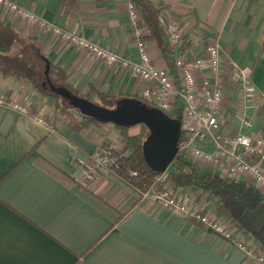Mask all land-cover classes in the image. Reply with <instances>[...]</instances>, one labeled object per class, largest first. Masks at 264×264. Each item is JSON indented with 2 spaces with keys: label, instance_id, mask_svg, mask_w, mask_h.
<instances>
[{
  "label": "crops",
  "instance_id": "0c3cea01",
  "mask_svg": "<svg viewBox=\"0 0 264 264\" xmlns=\"http://www.w3.org/2000/svg\"><path fill=\"white\" fill-rule=\"evenodd\" d=\"M13 1L102 48L138 60L126 18L128 0ZM161 1L163 23L175 19L190 48L201 50L215 39L225 60L252 67L260 100L251 112L253 129L264 131V0ZM0 19L33 39L84 96L91 98L95 89L137 97L145 87L129 71L111 69L1 7ZM145 41L153 63L167 68L155 41ZM0 95L30 105L27 115L0 106V264H260L201 225L137 198L117 176L74 183L75 158L119 141L110 124L89 123L85 130L73 131L53 115L55 99L14 78H0ZM35 116L51 125L37 123ZM178 193L209 209L189 190Z\"/></svg>",
  "mask_w": 264,
  "mask_h": 264
},
{
  "label": "built area",
  "instance_id": "2783aa9c",
  "mask_svg": "<svg viewBox=\"0 0 264 264\" xmlns=\"http://www.w3.org/2000/svg\"><path fill=\"white\" fill-rule=\"evenodd\" d=\"M0 7L89 53L111 69L127 70L138 77L145 87L137 98L179 119L178 154L199 169L252 183L264 196V131L253 129L251 116L260 106L252 81L253 69L225 60L215 39L201 50H193L183 39L178 22L169 19L164 28L166 42L175 51V68L171 74L167 68L153 63L143 29L138 27L139 14L130 0L126 2V18L133 29L137 61H130L80 34L47 22L13 0H0ZM0 106L24 115L30 109L28 103L6 95H0ZM34 119L39 124L51 125L41 116ZM123 155L119 141H113L99 145L85 157L75 158L78 170L73 176L74 183H88L107 175L118 177ZM129 173L136 176L135 171ZM155 181L161 184L160 188L145 192L132 189L137 198L149 199L184 221L201 225L205 231L241 250L245 257L264 264V252L235 237L233 228L211 211H205L172 190L165 182V173L155 176Z\"/></svg>",
  "mask_w": 264,
  "mask_h": 264
},
{
  "label": "trees",
  "instance_id": "16d2710c",
  "mask_svg": "<svg viewBox=\"0 0 264 264\" xmlns=\"http://www.w3.org/2000/svg\"><path fill=\"white\" fill-rule=\"evenodd\" d=\"M130 1L139 14L138 27L146 31L144 39L155 41L168 71L173 74L175 51L166 42L164 23L161 19L162 1ZM43 59L46 58L33 39L24 37L10 22L0 19V78H14L30 85L42 96H51L55 99L53 115L63 119L73 131L81 132L89 123L100 124L81 116L49 89L42 88L41 84L45 81ZM50 72L55 75V80H50L51 83L63 86L71 93L97 105L112 108L114 101L121 97L94 89L93 96L89 98L72 88L66 81L64 72L49 63L48 78ZM111 126L118 131L119 143L124 153L118 177L132 189L142 192L160 188L161 184L155 181L157 174L148 169L142 158L141 144L147 135L145 126ZM135 127L138 128L137 132L131 133L130 130ZM130 171H135L136 176H131ZM165 182L174 191L192 192L197 202L203 200L207 203L209 209H204L205 211H211L233 228L235 237L256 245L260 252H264V196L254 184L229 179L213 170L199 169L181 154L167 168Z\"/></svg>",
  "mask_w": 264,
  "mask_h": 264
},
{
  "label": "water",
  "instance_id": "95a60500",
  "mask_svg": "<svg viewBox=\"0 0 264 264\" xmlns=\"http://www.w3.org/2000/svg\"><path fill=\"white\" fill-rule=\"evenodd\" d=\"M44 61L47 89L81 116L99 123L130 128L143 125L147 135L141 144V153L145 165L157 175L166 172L169 165L178 157L180 121L172 118L157 107L144 101L124 96L114 101L112 108L97 105L90 100L71 93L63 86L54 85L48 78L49 62Z\"/></svg>",
  "mask_w": 264,
  "mask_h": 264
},
{
  "label": "rangeland",
  "instance_id": "374dc122",
  "mask_svg": "<svg viewBox=\"0 0 264 264\" xmlns=\"http://www.w3.org/2000/svg\"><path fill=\"white\" fill-rule=\"evenodd\" d=\"M12 79V78H11ZM9 81V80H8ZM11 81V80H10ZM38 85V84H37ZM63 101V100H62ZM65 102V101H64ZM138 130V128L137 127H135V128H132L131 129V132H136Z\"/></svg>",
  "mask_w": 264,
  "mask_h": 264
},
{
  "label": "flooded vegetation",
  "instance_id": "af4514ba",
  "mask_svg": "<svg viewBox=\"0 0 264 264\" xmlns=\"http://www.w3.org/2000/svg\"><path fill=\"white\" fill-rule=\"evenodd\" d=\"M44 82H45V81H44ZM44 82H43V83H44ZM41 86H42L43 89H47V85H46V84H45V86H44V85H41Z\"/></svg>",
  "mask_w": 264,
  "mask_h": 264
}]
</instances>
